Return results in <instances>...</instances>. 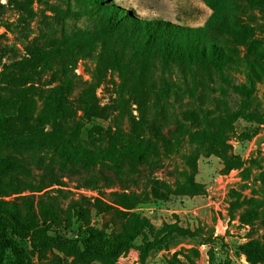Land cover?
<instances>
[{
  "label": "rangeland",
  "instance_id": "1",
  "mask_svg": "<svg viewBox=\"0 0 264 264\" xmlns=\"http://www.w3.org/2000/svg\"><path fill=\"white\" fill-rule=\"evenodd\" d=\"M225 3L226 15L234 20L232 26L248 35L244 40L223 35V46L237 60L253 62L260 81L241 64H228L220 71L214 66L168 65L160 60L145 65L140 61L132 67L133 79L143 77L146 88L145 103L139 108L123 72H97L103 47L95 52L79 49L74 57L58 58L51 70L31 84L32 120L41 115L50 91L71 78L75 86L69 101L73 106H78L82 90L94 85L98 105L105 110L104 118L86 122L83 140L89 143L88 132L99 127L108 132L103 145L107 147L116 131L129 134L139 129L149 141L150 154L143 161L124 158L119 168H65L55 153L0 142V157L15 156L21 162L1 188L2 205L19 208L24 214L25 201L38 209L41 203L52 204L72 221L73 233L68 236L73 238L83 226L75 218L78 203L90 210L91 225L109 235L120 232L126 222L120 212L141 214L156 231L177 224L189 232L169 236L145 261L139 239L117 264H264V11L243 0ZM94 5L192 28L203 27L213 14L201 0H0V71L26 58L33 45L62 49L70 43L68 39L77 40L82 31L95 30L89 12ZM114 39L115 50L130 63L134 49ZM13 92L0 84V95L8 98ZM239 111L256 119L241 118L227 129L228 157L218 148L188 138L173 139L180 124L188 130L216 129ZM164 139L173 145L171 152ZM124 196L132 200L131 210L123 208ZM248 244L257 247L258 263L243 253L242 247ZM20 245L35 264H81L65 249L52 246L45 250L29 240ZM87 264L107 263L91 259Z\"/></svg>",
  "mask_w": 264,
  "mask_h": 264
},
{
  "label": "trees",
  "instance_id": "2",
  "mask_svg": "<svg viewBox=\"0 0 264 264\" xmlns=\"http://www.w3.org/2000/svg\"><path fill=\"white\" fill-rule=\"evenodd\" d=\"M201 1L213 11L203 27L192 28L172 25L162 20H143L129 10L113 6L101 9L94 5L89 12L95 30L82 31L77 40L68 39L70 43L64 44L62 49L31 46L26 58L4 66L0 71V84L13 88L15 93L8 98L0 95V142L8 147L28 146L41 152L55 153L65 168L69 165L119 168L124 158L143 161L150 154V147L149 141L139 129L129 134L122 130L113 134L109 132L112 138L107 147L103 145L104 135L108 132L99 127L88 132L89 143L81 138L86 122L104 118L105 115V110L98 105L94 85L85 87L80 93L78 106H73L69 98L75 84L71 78H66L61 85L50 91L41 115L32 120L35 106L31 103V95L34 93L31 84L37 77L52 69L54 60L74 57L79 49L95 52L102 47L97 72L102 75L111 70L123 72L139 108L145 103L146 88L142 84L143 77L138 75L137 81L133 79L132 67L140 61L145 65L160 60L168 65L214 66L220 71L228 64H241L254 72L256 65L253 62L237 60L223 46V35L232 34L238 40H244L248 35L243 29L232 26L234 20L231 14L225 13L228 11L226 0ZM243 1L264 11V0ZM113 37L134 49L130 63L126 64L119 51L115 50ZM252 78L256 82L261 80L255 72ZM241 118L248 121L256 119L252 114L239 111L216 129L207 126L188 130L184 124H180L173 139L180 141L188 138L194 143L218 148L228 157L226 131ZM163 141L171 152L173 148L170 147L173 145L170 142L168 144L166 139ZM20 167L21 162L17 157H0V194L6 178ZM124 199L123 208L131 210L132 200L127 196ZM24 205L23 214L19 208L10 210L4 207L0 200V264H35L20 245L24 240L45 250L52 246L65 249L77 263L87 264L91 259H100L107 264H117L119 258L135 248L136 242L141 239L142 244L138 249L141 260L145 261L154 249L162 247L169 236L189 233L177 224L166 225L162 230L156 231L151 222L141 214L120 212L126 222L120 232L109 235L91 225L90 210L78 203L74 208L75 218L83 226L79 228L77 237L73 238L68 236L73 233L72 221L63 218L54 205L41 203L39 209L33 202L25 201ZM254 214L259 219L260 215L257 212ZM256 250L254 244L242 247L243 253L254 263H258L254 256ZM223 264L231 263L225 261Z\"/></svg>",
  "mask_w": 264,
  "mask_h": 264
},
{
  "label": "crops",
  "instance_id": "3",
  "mask_svg": "<svg viewBox=\"0 0 264 264\" xmlns=\"http://www.w3.org/2000/svg\"><path fill=\"white\" fill-rule=\"evenodd\" d=\"M140 12V11H139Z\"/></svg>",
  "mask_w": 264,
  "mask_h": 264
}]
</instances>
